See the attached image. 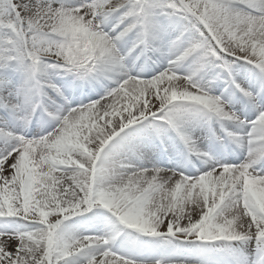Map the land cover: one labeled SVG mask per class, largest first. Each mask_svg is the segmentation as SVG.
I'll use <instances>...</instances> for the list:
<instances>
[{
	"label": "snow or ice",
	"instance_id": "snow-or-ice-1",
	"mask_svg": "<svg viewBox=\"0 0 264 264\" xmlns=\"http://www.w3.org/2000/svg\"><path fill=\"white\" fill-rule=\"evenodd\" d=\"M0 264H264V0H0Z\"/></svg>",
	"mask_w": 264,
	"mask_h": 264
}]
</instances>
